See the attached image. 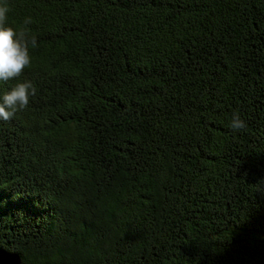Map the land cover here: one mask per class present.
Masks as SVG:
<instances>
[{
	"label": "trees",
	"instance_id": "trees-1",
	"mask_svg": "<svg viewBox=\"0 0 264 264\" xmlns=\"http://www.w3.org/2000/svg\"><path fill=\"white\" fill-rule=\"evenodd\" d=\"M5 2L31 63L0 98L36 93L0 120V250L264 264V0Z\"/></svg>",
	"mask_w": 264,
	"mask_h": 264
},
{
	"label": "clouds",
	"instance_id": "clouds-1",
	"mask_svg": "<svg viewBox=\"0 0 264 264\" xmlns=\"http://www.w3.org/2000/svg\"><path fill=\"white\" fill-rule=\"evenodd\" d=\"M8 12L7 3L0 4V81L4 82L16 80L31 63L27 34L7 23ZM30 23L31 18H25L24 24ZM30 43L33 48L36 47L35 36L31 37ZM35 93L36 88L31 81L16 82L0 98V120L8 121L17 111L26 108ZM230 126L240 130L245 127V122L234 116Z\"/></svg>",
	"mask_w": 264,
	"mask_h": 264
},
{
	"label": "water",
	"instance_id": "water-1",
	"mask_svg": "<svg viewBox=\"0 0 264 264\" xmlns=\"http://www.w3.org/2000/svg\"><path fill=\"white\" fill-rule=\"evenodd\" d=\"M0 264H18V260L15 256L0 250Z\"/></svg>",
	"mask_w": 264,
	"mask_h": 264
}]
</instances>
